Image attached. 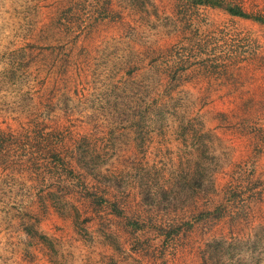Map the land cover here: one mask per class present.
<instances>
[{
    "label": "rangeland",
    "instance_id": "1",
    "mask_svg": "<svg viewBox=\"0 0 264 264\" xmlns=\"http://www.w3.org/2000/svg\"><path fill=\"white\" fill-rule=\"evenodd\" d=\"M221 2L0 0V264H264V0Z\"/></svg>",
    "mask_w": 264,
    "mask_h": 264
},
{
    "label": "trees",
    "instance_id": "2",
    "mask_svg": "<svg viewBox=\"0 0 264 264\" xmlns=\"http://www.w3.org/2000/svg\"><path fill=\"white\" fill-rule=\"evenodd\" d=\"M192 1L198 5L222 6L221 0H192ZM227 10L233 15H237L244 18H252L254 20L264 23V19L262 18V16L249 14L243 11V9L240 6H228ZM53 129H57V128H53Z\"/></svg>",
    "mask_w": 264,
    "mask_h": 264
}]
</instances>
